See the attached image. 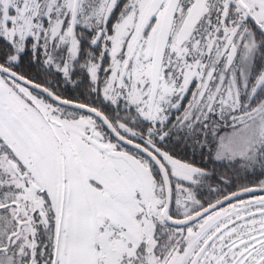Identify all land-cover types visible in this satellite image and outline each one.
Masks as SVG:
<instances>
[{
  "label": "snow or ice",
  "instance_id": "snow-or-ice-1",
  "mask_svg": "<svg viewBox=\"0 0 264 264\" xmlns=\"http://www.w3.org/2000/svg\"><path fill=\"white\" fill-rule=\"evenodd\" d=\"M0 264H264V0H0Z\"/></svg>",
  "mask_w": 264,
  "mask_h": 264
},
{
  "label": "flooded vegetation",
  "instance_id": "flooded-vegetation-1",
  "mask_svg": "<svg viewBox=\"0 0 264 264\" xmlns=\"http://www.w3.org/2000/svg\"><path fill=\"white\" fill-rule=\"evenodd\" d=\"M78 31H79V29H78ZM83 45H87V42L85 41L83 43ZM29 52H30V49L24 55L25 62L28 60ZM83 59H84V55L80 57V61L83 62ZM106 63L107 62H105V66H106ZM27 74L33 76L36 79H38V81L41 82V83H43L45 80H50L52 82V85L55 87V89L58 92H60L61 94L65 95V96H75V95H77L80 91H82L85 87H87V84H88L87 77L84 76V74H83V72H81L79 66H76V65L74 66V72H73L72 80L73 81H77L78 86L74 85L71 82H67L66 83L64 78L62 77V74L56 72L54 67L50 71L46 72V71L40 69V65H33L32 67L27 68ZM77 74H78V76H77ZM85 74H86V72H85ZM185 103H186V101H185ZM208 170L210 172L213 171L211 169H208ZM215 174L216 175L213 176V178H212V183L213 184H215L216 178L220 174H227L228 176H230V174H229V172L227 170H215ZM258 177H259V174H257L255 179H258ZM243 180H244V182H251V184H252L253 177L247 176L245 178H242L239 182L242 183ZM251 184H248V185L251 186ZM224 187H226V185H224ZM234 190H236V189L233 186L228 191H234ZM206 192H207V189H205V193ZM257 194H259V193H257ZM214 198L215 197H213V199ZM242 198L243 199H247L249 197H248V195H245Z\"/></svg>",
  "mask_w": 264,
  "mask_h": 264
},
{
  "label": "trees",
  "instance_id": "trees-1",
  "mask_svg": "<svg viewBox=\"0 0 264 264\" xmlns=\"http://www.w3.org/2000/svg\"><path fill=\"white\" fill-rule=\"evenodd\" d=\"M82 47H83V49H87V48H88L87 45H83ZM83 55H84V52H83V50H82V52H81V54H80V57L83 56ZM80 62H81V61H80ZM76 66H79V63H77ZM83 74H84L85 77H87V75L85 74V72H83ZM77 76H78V74H77ZM184 155H185V158H188V159L193 158V152H192L191 147L185 149ZM194 158H195V160H196L197 162H200V159H201V158H200V155H199V151H197V152L195 153ZM199 166H201V167H205L206 169H211V170H227V171L229 172L230 176H232V171H231V169L228 167L227 162L224 163V162H218V161H212V160H209V161L206 162V163H199ZM234 179H235V178L233 177V181L235 182ZM258 179H259V177H258ZM242 183H244V184H251V182H244V180H243ZM226 187H227V186H226ZM231 188H232V187H227V191L230 190Z\"/></svg>",
  "mask_w": 264,
  "mask_h": 264
}]
</instances>
